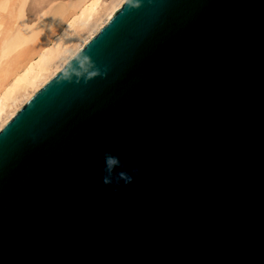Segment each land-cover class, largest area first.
<instances>
[{"label": "water", "instance_id": "95a60500", "mask_svg": "<svg viewBox=\"0 0 264 264\" xmlns=\"http://www.w3.org/2000/svg\"><path fill=\"white\" fill-rule=\"evenodd\" d=\"M0 264H264V0H124L0 128Z\"/></svg>", "mask_w": 264, "mask_h": 264}, {"label": "bare ground", "instance_id": "6f19581e", "mask_svg": "<svg viewBox=\"0 0 264 264\" xmlns=\"http://www.w3.org/2000/svg\"><path fill=\"white\" fill-rule=\"evenodd\" d=\"M55 2L30 20L28 0H0V128L124 0L71 1L48 22L43 18Z\"/></svg>", "mask_w": 264, "mask_h": 264}, {"label": "clouds", "instance_id": "9594fccd", "mask_svg": "<svg viewBox=\"0 0 264 264\" xmlns=\"http://www.w3.org/2000/svg\"><path fill=\"white\" fill-rule=\"evenodd\" d=\"M133 6H139V0H131ZM107 69L103 72L97 69L91 59L86 56L80 54L79 56L73 57L72 60L68 61L66 67L62 70L61 79L63 81L72 82L73 78H75V82L79 83L81 79L87 83L89 80H92L96 77H103L106 74ZM105 167L103 169V184L105 186L111 185L115 183L117 186L121 181L125 185H128L133 182L134 177H138L140 175L139 168H133L131 174L120 171L116 174L115 178L113 177V172L118 167H123L121 161L118 157L113 156L111 153L104 154ZM119 202V201H117Z\"/></svg>", "mask_w": 264, "mask_h": 264}, {"label": "rangeland", "instance_id": "374dc122", "mask_svg": "<svg viewBox=\"0 0 264 264\" xmlns=\"http://www.w3.org/2000/svg\"><path fill=\"white\" fill-rule=\"evenodd\" d=\"M50 0H28V5H27V15L29 19H34L37 13L44 8L47 3ZM75 3V0H70V1H63V0H56V2L47 10V13L43 19H46V21L51 22L53 17L55 18L58 14L63 9H65L67 6L71 5V2ZM77 1V0H76ZM62 5V6H61ZM64 5V7H63ZM73 5V4H72ZM52 15V17H51ZM49 18V19H48ZM52 18V19H51Z\"/></svg>", "mask_w": 264, "mask_h": 264}]
</instances>
